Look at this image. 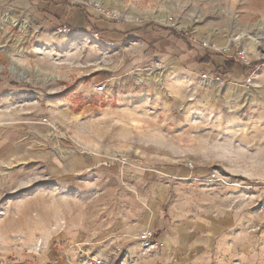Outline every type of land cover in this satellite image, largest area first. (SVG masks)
I'll use <instances>...</instances> for the list:
<instances>
[{"label": "rangeland", "instance_id": "obj_1", "mask_svg": "<svg viewBox=\"0 0 264 264\" xmlns=\"http://www.w3.org/2000/svg\"><path fill=\"white\" fill-rule=\"evenodd\" d=\"M64 1L189 38L128 69L135 41L0 6V264H264V0ZM162 222L210 244H143Z\"/></svg>", "mask_w": 264, "mask_h": 264}, {"label": "crops", "instance_id": "obj_2", "mask_svg": "<svg viewBox=\"0 0 264 264\" xmlns=\"http://www.w3.org/2000/svg\"><path fill=\"white\" fill-rule=\"evenodd\" d=\"M0 6L9 7L16 12L22 13L29 12L30 9H33L34 13L43 16L42 19L44 21L54 20L57 24L70 28L75 34L100 35L103 41L114 44L115 46H122L127 42L135 41L128 47L131 52L130 56H132V61L128 64V69H132L141 64L144 58L151 59L161 57L160 54L164 52L163 48L170 43L169 41L174 42L176 38V34H173L175 38L170 36L171 39L169 38L170 40L165 41L162 39L164 34L159 33V31H150L149 28L145 29L123 22H115L104 14L102 15L101 12L96 10L89 12V10L84 7L68 5L64 0H0ZM93 28L94 30H92ZM166 31L169 33L168 35L171 34V31ZM181 53L183 57L187 58L192 52H187L185 50ZM209 55L211 57V63L200 64L204 66L214 65L216 57L211 54ZM177 60L180 59L178 58ZM245 71L246 70H243V72ZM232 74H235L234 70L232 73L226 75V77ZM163 225L164 222L160 223L158 226L154 225V229L158 232H156L157 236L164 244H210V231L205 232L207 236L204 238V241L201 242L199 240L201 237L198 236L197 231L190 230L182 235V237L178 238L176 235H173V233L166 234L163 231ZM132 234L136 235L134 232H132ZM137 244H140V242H137ZM237 244H248V242H243V240H241V242H237Z\"/></svg>", "mask_w": 264, "mask_h": 264}, {"label": "built area", "instance_id": "obj_3", "mask_svg": "<svg viewBox=\"0 0 264 264\" xmlns=\"http://www.w3.org/2000/svg\"><path fill=\"white\" fill-rule=\"evenodd\" d=\"M108 13L107 11H104V13ZM108 16L110 15V13L107 14ZM109 17H112L111 15ZM62 30H68L70 31V28L68 27H64V29H60V31ZM181 35H183L184 37H188V34L185 32V33H182L180 31H178ZM191 39V38H190ZM191 41L193 42H197V39L196 38H192ZM201 43V42H200ZM205 47L204 48H207V47H211V45L207 44L204 45ZM237 57L239 58V60L247 65H249V60H248V54L246 52V49L242 46L239 48V50L237 51ZM251 83V78H248V84ZM96 91L100 94H105L107 92V89H106V85L105 84H102V83H98L96 85ZM140 240L143 242V244H145L146 246H149V247H160V246H163L164 245V242L157 236V233H154L152 232L151 230L150 231H146L144 232L141 236H140ZM93 264H105L104 262H101V261H94Z\"/></svg>", "mask_w": 264, "mask_h": 264}, {"label": "bare ground", "instance_id": "obj_4", "mask_svg": "<svg viewBox=\"0 0 264 264\" xmlns=\"http://www.w3.org/2000/svg\"><path fill=\"white\" fill-rule=\"evenodd\" d=\"M98 1V3L99 4H101L103 7H106L107 5V3H106V1L107 0H97ZM106 3V4H105ZM117 5H118V8H120V10H117V11H115L114 10V12H115V14H118V15H120L122 12H124L125 10H124V5L122 4V3H116ZM127 14H128V16L129 17H136V16H138V15H140V13L139 12H137L136 10H128V11H125ZM156 17L160 20V21H163V22H168L169 21V19H170V15H169V13L167 12V11H165V12H161V13H159L158 15H156ZM11 23H13V24H15L16 23V20H11ZM24 28V27H23ZM264 35H258L257 37H254L253 39H260V38H262ZM242 36L240 35V36H237V37H235V38H233V40L234 41H238L240 38H241ZM230 41H231V39H227V41H226V43L224 44V46L225 47H229V44H230ZM140 76L138 77L140 80H142L143 79V77H142V74H139ZM212 81V80H211Z\"/></svg>", "mask_w": 264, "mask_h": 264}, {"label": "trees", "instance_id": "obj_5", "mask_svg": "<svg viewBox=\"0 0 264 264\" xmlns=\"http://www.w3.org/2000/svg\"><path fill=\"white\" fill-rule=\"evenodd\" d=\"M92 30H94V28ZM167 30L171 31V33L176 34L177 38L180 39V40L186 38L183 35H181L180 33H178L177 30H174V29H171V28H167ZM96 33H98V32H96ZM185 41H186V43H191L192 45H195V44H193L192 41L190 42L187 39ZM200 63H206V64L211 63V57H210V55L209 54H206L205 56H203L201 58V60H200ZM236 66H237V64L233 60H227L225 62V69H224L225 71H224L223 75L226 76V75L232 73V71L234 70V68ZM241 68H243V70H247V69H251L252 66L246 65V64H242L241 65Z\"/></svg>", "mask_w": 264, "mask_h": 264}]
</instances>
